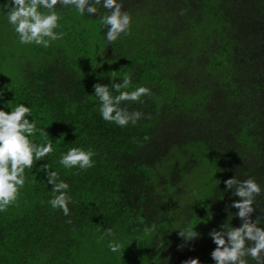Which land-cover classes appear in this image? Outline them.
I'll use <instances>...</instances> for the list:
<instances>
[{
  "label": "trees",
  "instance_id": "obj_1",
  "mask_svg": "<svg viewBox=\"0 0 264 264\" xmlns=\"http://www.w3.org/2000/svg\"><path fill=\"white\" fill-rule=\"evenodd\" d=\"M122 3L132 22L114 42L100 19L109 10L81 17L57 5L64 35L47 48L21 44L0 11V107L29 106L43 130L30 139L53 145L0 212V264H214L209 233L242 223L224 181L264 187V0ZM125 75L121 91L150 95L121 102L143 114L122 128L101 118L93 85ZM70 148L91 149L94 166L64 168ZM202 163L210 184L195 178ZM45 164L69 184L68 216L48 203ZM254 207L264 227V192Z\"/></svg>",
  "mask_w": 264,
  "mask_h": 264
},
{
  "label": "clouds",
  "instance_id": "obj_2",
  "mask_svg": "<svg viewBox=\"0 0 264 264\" xmlns=\"http://www.w3.org/2000/svg\"><path fill=\"white\" fill-rule=\"evenodd\" d=\"M75 10L83 17L97 16L99 8L109 10L100 17L107 42L116 41L121 34H127L132 17L123 9L122 0H3L0 3V11L6 16L7 23L13 26L21 44H35L49 47L51 42L59 40L64 35L58 31L61 15L57 9ZM4 9H7L5 13ZM109 84L96 83L93 85L94 95L100 102L101 118L107 122L115 123L119 127L129 124L135 125L141 118L139 111L129 112L121 107L123 101H142V97L150 95L147 87H136L132 91H121L131 86V78L125 75L121 83ZM115 90L117 95L112 94ZM31 117V119H29ZM37 131L36 121L32 118V109L23 103L18 104L13 110L6 111L0 107V212L5 211L18 198L20 190L25 186L27 176L26 169H31L34 162L43 161L53 152L51 142L38 144L30 139ZM95 153L83 148H70L62 154L59 163L66 169L79 168L86 170L94 166ZM46 182L51 185L54 193L48 201L53 209H60L65 216L69 215L68 205L72 203L69 195V184L60 179L57 171L51 170L46 164L43 168ZM225 191L231 190L234 197L231 207L238 209L234 213L242 221L239 227L223 223L220 230L209 233L216 247L211 252L214 264H264V227L259 216L255 220L252 214L257 208L256 197L264 192V187L255 178L249 177L238 180L235 175L224 181ZM234 189V192H233ZM107 235H112L111 229L106 230ZM196 233V232H195ZM186 238L197 236L192 232L185 235ZM108 248L115 253L120 250V244L109 242ZM185 264H200L198 259H190Z\"/></svg>",
  "mask_w": 264,
  "mask_h": 264
},
{
  "label": "rangeland",
  "instance_id": "obj_3",
  "mask_svg": "<svg viewBox=\"0 0 264 264\" xmlns=\"http://www.w3.org/2000/svg\"><path fill=\"white\" fill-rule=\"evenodd\" d=\"M213 177V169L210 165L206 163H202V166L200 167L195 176L196 180H200L201 182L202 179L204 180L205 184H210L212 182Z\"/></svg>",
  "mask_w": 264,
  "mask_h": 264
}]
</instances>
